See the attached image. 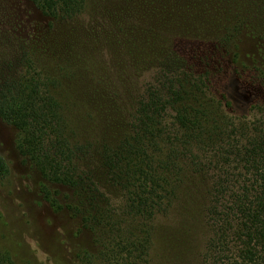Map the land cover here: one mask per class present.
Segmentation results:
<instances>
[{"label": "trees", "instance_id": "16d2710c", "mask_svg": "<svg viewBox=\"0 0 264 264\" xmlns=\"http://www.w3.org/2000/svg\"><path fill=\"white\" fill-rule=\"evenodd\" d=\"M30 1L54 25L76 19L87 0ZM239 30L213 35L188 58H165L130 109L118 106L119 130L87 143L68 134L56 93L68 66L25 46L21 66L2 72L0 118L18 130L20 154L45 179L50 204L94 236L82 264L148 263L161 217L178 213L209 228L198 264H264V51L244 61ZM232 90L246 96L242 110ZM103 110L109 120L112 108ZM8 172L0 154V178ZM51 185L68 190L64 203ZM0 264H19L1 243Z\"/></svg>", "mask_w": 264, "mask_h": 264}, {"label": "rangeland", "instance_id": "374dc122", "mask_svg": "<svg viewBox=\"0 0 264 264\" xmlns=\"http://www.w3.org/2000/svg\"><path fill=\"white\" fill-rule=\"evenodd\" d=\"M235 26L240 30L234 44L251 62L264 51V0H87L76 19L54 25L30 0H0V76L13 64L21 66L25 46L39 50L47 64L68 66L56 93L68 134L75 143H87L104 128L110 134L119 130L125 114L118 106L130 109V98L142 92L165 58H188L193 48L206 47L213 35ZM106 95L114 101L106 102ZM230 98L236 111L247 103L236 90ZM17 136L18 130L0 118V154L9 164L0 178V243L19 264H82V249L97 248L93 234L45 198L46 181L20 154ZM51 187L64 203L68 190ZM208 232L201 219L179 213L161 217L144 264H198Z\"/></svg>", "mask_w": 264, "mask_h": 264}]
</instances>
